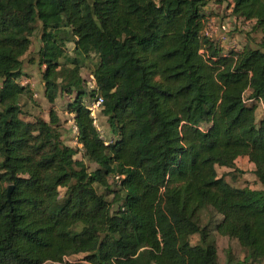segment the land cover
I'll return each mask as SVG.
<instances>
[{
  "label": "trees",
  "instance_id": "16d2710c",
  "mask_svg": "<svg viewBox=\"0 0 264 264\" xmlns=\"http://www.w3.org/2000/svg\"><path fill=\"white\" fill-rule=\"evenodd\" d=\"M211 1L0 0V264L75 255L89 264H218L203 210L220 215L216 233L247 252L225 264H264V0H232L260 41L227 56L201 36ZM35 32L43 97L74 95L75 148L56 111L39 121L23 110L34 98L19 79ZM92 58L88 90L81 69ZM94 96L108 144L84 103ZM239 157L253 164L258 188L218 176Z\"/></svg>",
  "mask_w": 264,
  "mask_h": 264
},
{
  "label": "rangeland",
  "instance_id": "374dc122",
  "mask_svg": "<svg viewBox=\"0 0 264 264\" xmlns=\"http://www.w3.org/2000/svg\"><path fill=\"white\" fill-rule=\"evenodd\" d=\"M156 2L158 0H155ZM221 3V4H219ZM222 5L223 9L221 7L215 8L214 5ZM213 5L214 11L211 12L210 15L217 16L222 13V15H225V9L227 7V1L225 0H212L209 2L208 6ZM207 7V6H206ZM233 36L237 39V42L240 43V45L243 47L246 44H249L252 47H256L260 41V35L257 32H253L252 30L244 33L236 32L233 34ZM39 47L38 44V37L37 32L33 34L31 37V48L24 60V66L25 73L24 76L31 80L32 82L36 80L39 81V69L36 63L33 61H36L35 53ZM69 49V55L72 56V45L68 44ZM95 59L92 58L91 60L85 61V64L83 65L81 69V74L85 78V82L88 81V77L90 74V71L92 70L94 66ZM34 77V78H33ZM249 93L246 92L244 94L245 100H247V103H251V101H248ZM74 95H61L59 96L53 104H49L46 99L43 96H40L37 99L31 98L30 105L31 111L29 109L25 110L26 113L30 114L29 119L35 118L39 121H47L48 120V114L50 110L56 111L59 119H60V126H61V133L64 140V143L66 145H69L73 148L75 146L72 144V131L69 129L70 124L68 123V120L70 119L69 113L67 110V105L73 101ZM85 102H88V99H84ZM29 105V103H28ZM263 113L262 106L259 105L256 111L257 118L260 117ZM96 125L99 128L101 135L105 141H108V139L111 137V133L109 131L108 125L105 122V118L101 115H99L96 119ZM76 159H81V155L77 153V155L74 157ZM87 166L89 167V170H93L95 168V165L92 163L86 162ZM217 174L218 176L224 175L228 182L233 184L237 187H249L252 189L258 188V183L254 176V166L251 162L247 160V158L238 159L234 162L233 166L230 168H220L217 167ZM109 181L112 183V179L110 178ZM113 189L114 186L112 185ZM97 191L100 194H103L107 201H111L112 195L109 194L107 191H105L102 187L97 186ZM63 194V190L60 189V195ZM116 206L113 205L112 210H115ZM200 220L201 224L204 225L207 222L209 223L208 229L211 232V236L214 238L215 245H216V254H217V263L218 264H225L227 257H232V260H243L247 258V252L241 248L237 241L235 239H230L227 237H221L219 236L215 231V226L218 224V222L221 220V216L218 215L214 211L210 210H203L200 213ZM190 242L192 245L197 244L199 242V235L195 234L190 237ZM83 259V255H75L70 257H65L64 262L57 263V262H45L44 264H89L85 262ZM248 260L251 263H256L254 258H248Z\"/></svg>",
  "mask_w": 264,
  "mask_h": 264
},
{
  "label": "built area",
  "instance_id": "2783aa9c",
  "mask_svg": "<svg viewBox=\"0 0 264 264\" xmlns=\"http://www.w3.org/2000/svg\"><path fill=\"white\" fill-rule=\"evenodd\" d=\"M229 4L226 7L225 15L219 14L217 16L210 15L214 9L207 5L202 11L203 20H202V30L201 36L203 38L208 39L214 44L218 45L222 49L223 55L227 56L228 53H238L242 50V46L237 42V39L233 36L234 33L240 32H248L255 25L256 21L254 19H246L244 17L237 16L233 13V2L232 0H227ZM221 4V3H220ZM223 9V7L221 8ZM203 52V51H201ZM19 84L21 86H29V80L23 76L19 79ZM95 82L93 76L90 74L87 81V89L94 90ZM249 101V100H248ZM247 102V100H245ZM103 100L100 96H94L91 100L86 103V108L90 113V116L93 119V124L96 125V115L102 108ZM70 119L68 123L71 126L72 131L75 134L74 143H77V128L75 126L74 118L72 114H69ZM99 130V129H98ZM100 132V130H99ZM101 133V132H100ZM112 139H108V141L104 140L105 144L111 143ZM80 146V145H78ZM124 176L115 175L112 179L113 183L116 185L120 184L121 179Z\"/></svg>",
  "mask_w": 264,
  "mask_h": 264
},
{
  "label": "crops",
  "instance_id": "0c3cea01",
  "mask_svg": "<svg viewBox=\"0 0 264 264\" xmlns=\"http://www.w3.org/2000/svg\"><path fill=\"white\" fill-rule=\"evenodd\" d=\"M220 4V3H219ZM219 4H217V5H214V7L215 8H218V7H221L222 8V5H219ZM210 7L213 9V5H210ZM24 76V75H23ZM22 76V77H23ZM34 78V77H33ZM29 89L31 90V92L33 93V97H34V99H37L38 97H39V95L40 96H43V92H44V90H43V85H42V83H41V81L39 80H36L35 79V81H31V80H29ZM28 103H29V105H28ZM21 104H22V107H23V110H27V109H29L30 111L32 110L31 109V106L32 105H30V101L29 100H27V99H23L22 101H21ZM242 158H246V157H239V158H237L236 160H238V159H242ZM235 160V161H236ZM220 168H222V169H224L225 167H220ZM216 171H217V169H216ZM226 179V178H225ZM226 181H227V179H226ZM228 182V181H227ZM230 183V182H229ZM233 185V184H232ZM235 187H237V186H235Z\"/></svg>",
  "mask_w": 264,
  "mask_h": 264
},
{
  "label": "water",
  "instance_id": "95a60500",
  "mask_svg": "<svg viewBox=\"0 0 264 264\" xmlns=\"http://www.w3.org/2000/svg\"><path fill=\"white\" fill-rule=\"evenodd\" d=\"M10 191H11V186L8 188V196H9Z\"/></svg>",
  "mask_w": 264,
  "mask_h": 264
}]
</instances>
